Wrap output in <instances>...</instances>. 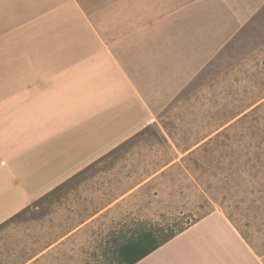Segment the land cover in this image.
Wrapping results in <instances>:
<instances>
[{"label": "crops", "instance_id": "1", "mask_svg": "<svg viewBox=\"0 0 264 264\" xmlns=\"http://www.w3.org/2000/svg\"><path fill=\"white\" fill-rule=\"evenodd\" d=\"M264 0H0V225L153 126ZM136 264H264L213 211Z\"/></svg>", "mask_w": 264, "mask_h": 264}, {"label": "rangeland", "instance_id": "2", "mask_svg": "<svg viewBox=\"0 0 264 264\" xmlns=\"http://www.w3.org/2000/svg\"><path fill=\"white\" fill-rule=\"evenodd\" d=\"M216 57L153 126L0 225V264H108L140 225L220 211L264 252V65Z\"/></svg>", "mask_w": 264, "mask_h": 264}, {"label": "trees", "instance_id": "3", "mask_svg": "<svg viewBox=\"0 0 264 264\" xmlns=\"http://www.w3.org/2000/svg\"><path fill=\"white\" fill-rule=\"evenodd\" d=\"M205 216H192L180 226H159L160 228L155 229L152 226L140 225L139 228L131 230L130 236L123 242H119V239L113 241V251L108 264H136Z\"/></svg>", "mask_w": 264, "mask_h": 264}]
</instances>
